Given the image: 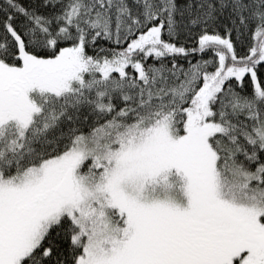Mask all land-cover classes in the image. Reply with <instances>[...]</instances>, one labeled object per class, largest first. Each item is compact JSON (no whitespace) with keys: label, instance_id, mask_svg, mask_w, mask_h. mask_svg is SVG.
<instances>
[{"label":"snow or ice","instance_id":"snow-or-ice-1","mask_svg":"<svg viewBox=\"0 0 264 264\" xmlns=\"http://www.w3.org/2000/svg\"><path fill=\"white\" fill-rule=\"evenodd\" d=\"M0 264H264V0H0Z\"/></svg>","mask_w":264,"mask_h":264}]
</instances>
